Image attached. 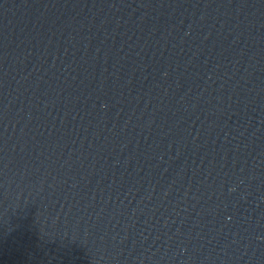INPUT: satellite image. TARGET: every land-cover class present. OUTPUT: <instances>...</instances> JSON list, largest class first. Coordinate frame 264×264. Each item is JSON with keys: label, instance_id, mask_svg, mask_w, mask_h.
I'll list each match as a JSON object with an SVG mask.
<instances>
[{"label": "water", "instance_id": "1", "mask_svg": "<svg viewBox=\"0 0 264 264\" xmlns=\"http://www.w3.org/2000/svg\"><path fill=\"white\" fill-rule=\"evenodd\" d=\"M0 264H264V0H0Z\"/></svg>", "mask_w": 264, "mask_h": 264}]
</instances>
